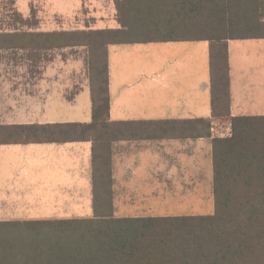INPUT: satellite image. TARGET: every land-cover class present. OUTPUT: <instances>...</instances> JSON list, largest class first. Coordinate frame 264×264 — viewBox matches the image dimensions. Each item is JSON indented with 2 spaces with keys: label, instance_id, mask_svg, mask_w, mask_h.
I'll return each mask as SVG.
<instances>
[{
  "label": "trees",
  "instance_id": "obj_1",
  "mask_svg": "<svg viewBox=\"0 0 264 264\" xmlns=\"http://www.w3.org/2000/svg\"><path fill=\"white\" fill-rule=\"evenodd\" d=\"M260 2L113 0L118 28L0 30V51L86 50L90 122L0 125V144L91 141L95 208L91 218L0 221V264H264V115L233 116L230 134L212 139V213L114 217L111 142L166 138L168 122L109 121L107 63L109 44L205 40L211 115L229 116L227 41L264 38ZM198 122L196 136L210 137L209 119Z\"/></svg>",
  "mask_w": 264,
  "mask_h": 264
},
{
  "label": "crops",
  "instance_id": "obj_2",
  "mask_svg": "<svg viewBox=\"0 0 264 264\" xmlns=\"http://www.w3.org/2000/svg\"><path fill=\"white\" fill-rule=\"evenodd\" d=\"M208 48L205 40L107 46L109 121L168 122L166 138L111 142L114 217L196 215L213 207L212 139L229 132L233 116L264 115V38L227 41L224 117L211 115ZM82 64L55 56L21 74L16 88L18 77L0 72V125L90 122ZM199 119H209L210 137L196 136L203 132ZM98 208L104 214V202ZM94 209L91 141L0 144V221L91 218Z\"/></svg>",
  "mask_w": 264,
  "mask_h": 264
},
{
  "label": "rangeland",
  "instance_id": "obj_3",
  "mask_svg": "<svg viewBox=\"0 0 264 264\" xmlns=\"http://www.w3.org/2000/svg\"><path fill=\"white\" fill-rule=\"evenodd\" d=\"M16 10L23 18H33L32 24L24 25L14 20L11 10ZM113 0H0V30L62 31L79 29H101L118 27ZM69 55L83 62L81 74H87L86 50L64 48L53 51L29 53L22 50L0 51V72L12 74V87H19V76L23 73H36L42 61L53 57ZM88 76V74H87ZM12 83V84H13ZM17 93V92H14ZM230 134L225 130L223 135ZM208 198L206 204L208 206ZM211 210V211H210ZM213 207L204 210L205 214Z\"/></svg>",
  "mask_w": 264,
  "mask_h": 264
}]
</instances>
